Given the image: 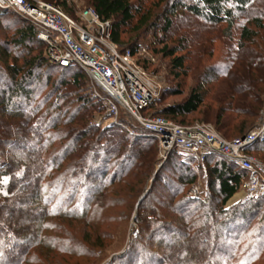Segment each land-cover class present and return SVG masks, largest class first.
<instances>
[{
	"label": "trees",
	"instance_id": "1",
	"mask_svg": "<svg viewBox=\"0 0 264 264\" xmlns=\"http://www.w3.org/2000/svg\"><path fill=\"white\" fill-rule=\"evenodd\" d=\"M166 1L171 11L179 8L211 26L225 24L229 37L235 13L250 6L264 13V0ZM90 2L102 20L111 22V41L119 49L141 46L126 45L121 38L122 28L133 18L130 0ZM62 8L68 13L71 9L66 3ZM9 12L0 10V16ZM252 23L264 31L261 17ZM170 25L166 20L164 30ZM14 34L15 49L36 43L44 51L32 54L26 49L23 58L0 51V83H5L0 90V264H70L76 257V263L97 264V253L106 244L121 243L117 226L131 218L137 226L134 237L105 264H264V198L234 199L228 205L245 179L242 170L221 157L207 156L209 194L190 199L180 194L195 181L194 170L172 151L164 163L174 161L193 176H180L178 189L166 187L167 200H152L165 166L158 167L155 139L136 126L130 127L132 133L126 131L129 125L122 114L116 123L92 124L91 110L104 107L89 89L71 99L77 93L66 92L68 83L59 78L47 91L37 87L43 67L61 73L76 70L70 77L73 87L79 88L86 76L78 69L50 64L46 45L28 22H19ZM236 48L239 54L227 58L218 71L198 66L199 84L181 101L157 111L155 101L146 113L182 126L194 124L185 122L186 116L199 114L203 121L198 122L211 124L226 140L247 134L264 102V41L242 27ZM184 50L161 49L177 70L175 79L181 77L184 57L173 56ZM180 92L176 87L169 95L181 96ZM247 153L264 163V140ZM142 192L145 196L139 201Z\"/></svg>",
	"mask_w": 264,
	"mask_h": 264
},
{
	"label": "built area",
	"instance_id": "2",
	"mask_svg": "<svg viewBox=\"0 0 264 264\" xmlns=\"http://www.w3.org/2000/svg\"><path fill=\"white\" fill-rule=\"evenodd\" d=\"M76 2L0 0V10L13 12L34 28L37 39L46 45L50 64L75 68L86 76L90 96L102 103L106 122L116 123L122 114L153 137L160 161L176 151L181 162L196 171V167L204 169L207 156L221 157L245 173L238 192L244 199L264 198V163L247 153L251 145L264 140V105L253 129L232 140L221 137L209 124L182 126L146 113L161 91L142 66L152 63L153 57L143 46L119 49L111 41V22L102 20L92 8L79 11L76 18L63 10L62 4L71 8ZM201 193L199 184H191L187 197L199 200Z\"/></svg>",
	"mask_w": 264,
	"mask_h": 264
},
{
	"label": "rangeland",
	"instance_id": "3",
	"mask_svg": "<svg viewBox=\"0 0 264 264\" xmlns=\"http://www.w3.org/2000/svg\"><path fill=\"white\" fill-rule=\"evenodd\" d=\"M130 3L132 5L133 18L129 24L122 28L121 38L125 43H127L126 45L135 43L145 47L149 55H151L154 59L152 63L147 65L145 70L149 76L159 83L161 87V91L159 92L156 100L157 103L153 106L155 111L160 110L162 107L173 102L181 101L192 86H195L196 83L199 84V81L196 80L199 70H195L198 66L205 67L207 69L206 71H208V69L218 71L225 65V63H227V58L234 56L235 53L238 55L239 53L236 52V46L238 44V38L242 27H247L249 30L255 31L258 34V40L260 42L264 41V31L260 30L259 32L258 28L252 23V20L256 18L259 19L261 17L264 20V13H261L260 10L258 11L257 8H251L252 6L248 7L246 12L235 13V25L231 30L229 37L224 32L225 24L211 26L196 17H192L190 14L179 8L171 11V4H169L166 0H130ZM91 6L92 4L90 0L77 1L74 5H71V9L68 10V14L76 18L79 11L85 8H91ZM166 20L170 21L171 25L168 30L165 31L164 26ZM23 21V19L12 12L0 16V51L13 58L16 56L23 58V55L26 54L27 50L32 51V54L38 51L43 53L44 51V48L36 43L26 44L25 47L27 50L15 49L12 45L17 39V35L14 34V29L19 22L22 23ZM261 39L263 40L261 41ZM182 41L184 42L181 43ZM163 46H167L171 49H178L180 47L185 48L183 52H178L173 56L184 57L180 79H175L174 73H176L177 70H173L171 67V58L165 57L161 52ZM10 57L8 58L10 59ZM2 61L3 59H0V74L3 75L4 70L2 69ZM75 71L76 70H71L61 73L63 71L58 69L55 70L51 66L43 67L38 72L41 77L36 86L42 87L45 91H47L50 84L59 78L61 79V82L63 81L68 83L67 87H64L66 92L71 91L77 93L76 96L71 99H76L80 95L84 96L85 93H88L87 90L90 89L89 81L86 77H83L79 88L71 86L70 77ZM61 82L59 84H61ZM46 83L49 85H46ZM4 85L5 83H0V90L5 88ZM176 87L180 89L181 96H170L169 93ZM95 109L97 111L95 113L91 110L92 124L99 125L103 121L105 123L106 121H109L104 109L100 108V106H96ZM124 119L127 125H129L128 127L130 131H132L130 127H138L134 121L128 119L127 117H124ZM184 120L187 123H202L198 122L201 120V116H199V114H191L186 116ZM108 123L110 122H107V124ZM203 123L209 124L206 122ZM209 125L212 126L211 124ZM124 129L126 130V128ZM260 155L261 154H257L259 157ZM157 161L158 167L161 165L165 166L161 172V176L159 177V182L154 190L155 192L152 194V200H167L170 193L166 187H180L176 182L178 180L181 181L180 176H182V178H189L193 175L195 176L193 184H199L202 190L201 199H205L206 196H208L210 190L207 189V184L209 178L212 177H209L210 172L209 169L205 167V164L204 169L196 167V171L194 170L192 175V173H188L187 171H183V169L179 168L174 161H168L165 164L164 161H160V159H158V156ZM190 186L186 185L182 187L183 191L180 195L187 197ZM213 188L216 189V185L215 187L213 186ZM144 192L141 193L140 197ZM241 198H243L242 193L236 194V196L228 202V205L234 202V199ZM136 204L133 214L136 211ZM117 227V233L121 232L117 235L121 236V243L115 244L113 242H109L106 244V248L97 253V259L99 258V262L97 264H105L112 260L114 256L121 254L127 246L129 239L134 237L135 232L137 231V226L134 225V220L132 218L125 224L122 223ZM156 246L157 242L152 246V249H155ZM141 253L144 254V251ZM78 259L79 258L76 257L75 260H70L69 263L79 264V262H75Z\"/></svg>",
	"mask_w": 264,
	"mask_h": 264
},
{
	"label": "water",
	"instance_id": "4",
	"mask_svg": "<svg viewBox=\"0 0 264 264\" xmlns=\"http://www.w3.org/2000/svg\"><path fill=\"white\" fill-rule=\"evenodd\" d=\"M144 196H145V194L141 196V198L139 199V201H140Z\"/></svg>",
	"mask_w": 264,
	"mask_h": 264
}]
</instances>
